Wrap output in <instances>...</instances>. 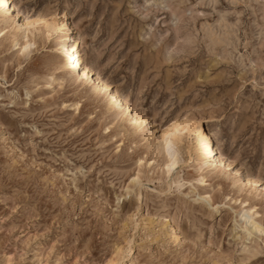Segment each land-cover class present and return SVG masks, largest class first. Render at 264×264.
Listing matches in <instances>:
<instances>
[{
    "label": "rangeland",
    "instance_id": "1",
    "mask_svg": "<svg viewBox=\"0 0 264 264\" xmlns=\"http://www.w3.org/2000/svg\"><path fill=\"white\" fill-rule=\"evenodd\" d=\"M12 3L42 22L27 55L0 38V264H264V0ZM63 14L144 131L195 120L237 182L197 181L193 128L166 174L93 83L49 84Z\"/></svg>",
    "mask_w": 264,
    "mask_h": 264
},
{
    "label": "bare ground",
    "instance_id": "2",
    "mask_svg": "<svg viewBox=\"0 0 264 264\" xmlns=\"http://www.w3.org/2000/svg\"><path fill=\"white\" fill-rule=\"evenodd\" d=\"M12 2L13 0H0V38L9 40L12 46H18L17 50L21 55H27L34 45V41L30 37L33 35L36 25H39L42 20L24 22ZM58 29L59 35L54 46L53 71L49 77V84L54 82L56 74L61 73L66 75L69 80H74L81 85L87 80L93 83L92 90L108 96L107 109L112 111L114 119L119 120L122 126L128 124L132 128L131 134L133 136L139 133L140 140L143 142L145 140L147 149H152L154 155L163 156L166 174H169L181 162L179 141L184 132H188L191 128L196 132L191 160L193 165L197 167V171H200L197 181L201 184L205 183L204 174L208 171L231 170L230 164L219 152L217 135L209 132L195 120L186 119L182 122H175L160 133L151 125L149 126L150 132L144 131V128L149 125L146 117L137 113L129 101L121 99L116 91H112L106 82L96 76L92 65L85 64L80 37L75 33L67 15L63 14L60 17ZM20 38L24 39L21 43L19 42ZM231 171L233 174L232 183H236L238 171ZM244 181L243 188L257 187V181L251 178ZM201 199L203 201L211 199V196L205 194Z\"/></svg>",
    "mask_w": 264,
    "mask_h": 264
}]
</instances>
